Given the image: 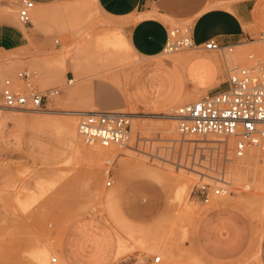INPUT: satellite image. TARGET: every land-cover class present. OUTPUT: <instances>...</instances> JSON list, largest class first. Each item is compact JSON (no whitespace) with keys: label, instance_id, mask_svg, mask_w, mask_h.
<instances>
[{"label":"rangeland","instance_id":"obj_1","mask_svg":"<svg viewBox=\"0 0 264 264\" xmlns=\"http://www.w3.org/2000/svg\"><path fill=\"white\" fill-rule=\"evenodd\" d=\"M40 8L36 5L33 10L32 23L42 31L43 40L20 49H0V87L7 78L16 85L24 84L20 75L27 70L35 74L30 80L32 88L44 91L59 87L62 92L51 97L42 111L0 107V264H44L41 262L44 252L48 253L47 264H62L57 249L66 255L70 241L72 248L82 249L84 259L92 258L96 248L108 245L112 253L116 249L113 264H204L197 256L201 247L196 235L198 219L192 220L191 214L199 215L202 208L220 201L233 203L229 200L231 196L240 197L241 202L236 203L245 214L235 224V238L243 233L248 246L256 247L264 235L263 151L250 149L244 157L234 158L233 163L240 161L243 165L234 168L232 162L228 164L226 179L231 183L232 193L213 196L209 203L202 201L195 188L199 176L159 157L164 154L161 146L168 144L161 139L178 137L174 110L206 94L197 86L190 89L188 80L203 86L214 81L218 72L222 80L227 78L222 55L195 53L192 49L161 54L160 63H166L163 59L170 61L166 64L174 74L175 100L170 104L174 110L160 114L130 105L118 110L132 114L133 143L139 134L145 141L140 142V147L153 155L111 146L107 148H115L116 155L100 159L95 152L77 146L92 145L80 138L79 116L73 114L87 110L73 105L78 96L64 97L68 61L73 67L82 68V74L75 68L77 81L91 74V66L94 73L100 71L99 65L105 72L116 70L128 80L133 66L141 59L132 51L120 48L117 52L105 45V40L120 39V35L116 37L110 30L124 32L123 23L103 16L95 0L72 4L66 1ZM17 11V0H0V21L9 22L15 17L29 36L28 26L18 20ZM184 24H193V19L171 21L169 30ZM63 33L73 36V40L58 48L56 41L62 40ZM259 36L248 46L234 48L228 63L250 65L249 54L264 58V42ZM188 57L191 62L184 61ZM103 59L119 62L100 61ZM115 80L120 82L118 77ZM27 85L24 84L25 89H29ZM183 93L186 101L175 106ZM44 119L52 121L40 122ZM168 125L175 128L171 135L165 132ZM107 160L115 161L109 168L110 175L106 173ZM108 180L112 181L111 186L107 185ZM147 187L161 192H153L159 199L157 202H163L159 217L158 212L147 208L153 197ZM123 188L127 191L125 204L122 203L127 214L137 221L154 222L138 224L125 215L119 199ZM211 218L204 220H215ZM230 233L223 234L224 245L229 240L235 246L238 241ZM157 255L162 257L159 263L154 262ZM258 255L259 250H255L249 259L238 264H258ZM56 257L57 262H52Z\"/></svg>","mask_w":264,"mask_h":264},{"label":"crops","instance_id":"obj_2","mask_svg":"<svg viewBox=\"0 0 264 264\" xmlns=\"http://www.w3.org/2000/svg\"><path fill=\"white\" fill-rule=\"evenodd\" d=\"M33 1L42 9V6L49 7L66 1L72 4L78 0ZM95 2L103 16L123 23V30L126 34L121 30H110L114 36L120 35V39L105 40V45L112 46L117 52L120 48L132 51L141 60L133 66L128 80H125L122 74L116 70L105 72L103 66L99 65L100 71L94 73L91 66V74L81 76L78 81L75 78V68H79L78 72L81 74L82 68L81 66L73 67L68 61L69 69L66 76L68 79H73V83L63 88L64 97L67 99L71 96H78V102L76 101L73 105L83 106V110H87L76 111L73 114L96 110L118 111L129 105L141 111L160 114L166 110L168 112L174 109V106H170L175 100L173 97L176 89L172 85L174 74L169 65L166 64L170 61L163 59L166 63H160L162 58L159 57L165 50L171 21L192 18L193 40L197 45L214 39L220 44L231 45L234 48L244 47L255 42L257 36L264 32V0H95ZM13 12L11 11V13ZM27 31L29 36L23 31V27L16 22L15 17L9 22L0 21V49H20L28 46L30 42L39 44L43 40L42 31L36 28L33 23L28 25ZM72 40L73 36L63 33L62 40L56 41L57 47L59 48L63 42L70 43ZM191 49L195 53L211 56H219L218 53H220L204 48ZM100 61L106 63L119 62L118 60L104 59ZM100 61L93 62L98 63ZM184 61L191 62L192 58L188 57ZM175 63L183 71L181 66L177 62ZM64 64L65 61L63 67ZM98 73L99 75H97ZM224 74L227 76L226 69ZM115 77H118L120 82L115 83ZM222 78L218 72L216 79L210 84L202 86L199 85L198 81L193 80H188L187 84L190 89L197 86L206 94H212L227 88V78L223 80ZM185 88L187 89L186 77ZM184 99H186L185 93L182 94L175 106H178ZM50 121L52 119H44L40 122L49 124ZM147 189L151 190L152 194L154 191L157 192L153 187H147ZM159 192L160 190L157 193ZM126 196L127 191L123 188L119 198L120 206L129 219L143 225L155 221L151 219L152 221L150 220L149 223L146 220L137 221L130 217L122 204L123 201L125 204ZM155 197L156 194H153L147 208L151 212L154 210L155 213L158 212L157 217H159L163 209V202H157L159 199ZM236 204V202L220 201L209 207L205 206L197 216L199 225L196 235L201 242L197 256L203 260L204 264H238L249 259L255 250L256 252L259 250V255L256 256L257 263L264 264V235L253 248L248 246L246 236L243 233L235 238V224L240 216H245L240 205ZM135 210L138 211L137 208ZM211 216L215 218L214 221L207 222L204 220V217L212 219ZM226 231L232 232L233 235L230 234L234 240L238 241L235 246H233L234 241L231 244L229 240L228 244L224 245L226 242L223 239V234ZM100 249H95L91 255L92 258L84 259L82 249L72 248L70 241L66 255L61 254L58 249L57 253L62 264H113L116 249L113 253L108 245Z\"/></svg>","mask_w":264,"mask_h":264},{"label":"built area","instance_id":"obj_3","mask_svg":"<svg viewBox=\"0 0 264 264\" xmlns=\"http://www.w3.org/2000/svg\"><path fill=\"white\" fill-rule=\"evenodd\" d=\"M18 20L28 26L32 23L33 0H17ZM264 42V32L259 36ZM204 48L221 53L227 73V88L206 94L200 99L176 108L173 116L178 122V137L167 140L161 146L160 158L199 176L195 188L204 203L213 196L225 197L232 193L231 183L226 179L228 164L234 158L243 157L248 148L257 147L264 152V58L249 54L250 65L228 63V56L234 46L223 45L214 39L197 45L193 40V25L184 24L169 30L164 52L174 53L183 49ZM24 84H15L12 79L4 80L0 87V107L9 110H44L48 100L62 92V88H48L39 91L31 87L35 74L24 71L20 75ZM73 79L66 80L69 85ZM132 115L117 110H96L79 115L77 129L86 144H100L104 147H125L142 154L153 155L140 147L145 142L139 134L133 143ZM216 137L218 140H213ZM232 140V141H231ZM232 142V143H231ZM264 160V155H263ZM106 173L115 161H106ZM209 180L208 182H203ZM108 180L107 185L111 186ZM162 257L155 256L159 263ZM53 258L52 262H56Z\"/></svg>","mask_w":264,"mask_h":264},{"label":"bare ground","instance_id":"obj_4","mask_svg":"<svg viewBox=\"0 0 264 264\" xmlns=\"http://www.w3.org/2000/svg\"><path fill=\"white\" fill-rule=\"evenodd\" d=\"M35 9V8H34ZM33 12V11H32ZM22 24V23H21ZM163 53H166V54H171V53H167V52H163ZM175 53V52H174ZM73 83V82H72ZM71 83V84H72ZM70 85V84H69ZM186 101V99H184V100H182L181 101V103H183V102H185ZM180 103V104H181ZM179 104V105H180ZM178 105V106H179ZM174 109H172V110H170V111H173ZM176 110V109H175ZM174 110V111H175ZM170 111H168V112H170ZM83 113H85V112H77L75 115H81V114H83ZM166 114H168V113H166ZM132 115V114H131ZM171 116V115H170ZM133 117V116H132ZM175 118V117H174ZM77 131H78V129H77ZM166 133H169L170 135L172 134V133H174L175 132V128L173 127V126H171V125H168V126H166V131H165ZM79 134V133H78ZM80 136V135H79ZM80 138H81V136H80ZM232 141V140H231ZM232 143V142H231ZM78 147H80V148H82L83 150L85 149L86 151H93V152H95V156H97L98 158H100V159H106V158H108V157H111V158H113L115 155H116V150H115V148L113 149H110V148H104V146L103 147H99V145L98 146H96V145H94V144H92V146L91 147H87V146H82V145H77ZM250 149H259V148H257V147H250V148H248V150L246 151V153L250 150ZM260 150V149H259ZM246 153L244 154V156L246 155ZM243 156V157H244ZM241 158V157H240ZM234 161V160H233ZM233 163V162H232ZM241 165H243V162H235V163H233V165H232V167H234V168H236V167H240ZM229 200H231V201H233V202H241V199H240V197H238V198H235L234 196H231L230 198H229ZM197 214L195 215L194 213H192L191 214V218H192V220H194V219H196L197 218ZM192 220H190V221H192ZM191 229H193V228H191ZM192 231V230H191ZM123 241H124V239H123ZM125 242V241H124ZM129 246V245H128ZM127 247V246H126ZM125 249V248H124ZM119 250H121V245H120V249ZM40 256H41V254L39 255V261H40ZM42 258H41V262H44V264L46 263L47 264V262H48V253H43V255L41 256ZM57 258V257H56ZM57 260H58V258H57ZM201 260V259H200ZM201 261H203V260H201ZM40 262V263H41ZM57 262V261H56Z\"/></svg>","mask_w":264,"mask_h":264}]
</instances>
